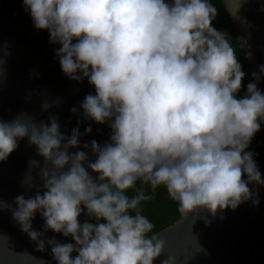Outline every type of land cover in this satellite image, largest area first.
Returning <instances> with one entry per match:
<instances>
[{"label":"water","instance_id":"95a60500","mask_svg":"<svg viewBox=\"0 0 264 264\" xmlns=\"http://www.w3.org/2000/svg\"><path fill=\"white\" fill-rule=\"evenodd\" d=\"M222 2L251 66L260 140L132 264H264V0ZM70 14L64 0H0V264H128L91 252L115 97Z\"/></svg>","mask_w":264,"mask_h":264},{"label":"trees","instance_id":"16d2710c","mask_svg":"<svg viewBox=\"0 0 264 264\" xmlns=\"http://www.w3.org/2000/svg\"><path fill=\"white\" fill-rule=\"evenodd\" d=\"M71 23L99 60L115 97V127L96 187L91 252L128 264L162 230L175 224L201 193L216 186L225 166L261 137L262 117L251 66L222 0H142L145 23L172 30L201 51L185 60L191 74L172 97L171 114L188 142L199 137L212 170L204 178L183 165L153 113L156 97L172 86L176 69L151 65L168 44L147 32L134 50L138 9H108L112 0H64ZM167 13L168 16L164 14ZM153 165V171L144 177Z\"/></svg>","mask_w":264,"mask_h":264},{"label":"rangeland","instance_id":"374dc122","mask_svg":"<svg viewBox=\"0 0 264 264\" xmlns=\"http://www.w3.org/2000/svg\"><path fill=\"white\" fill-rule=\"evenodd\" d=\"M124 5H133L138 9V18L132 26L135 37L134 50L138 48L141 37L147 32L158 34L168 44V53L149 63L151 65H171L177 72L172 86L156 97L158 108L153 113V119L157 122L160 131L178 149L181 163L197 169L200 178H204L211 172L212 166L203 148V142L199 137H196L192 142H188L183 127L174 124L171 120V114L179 110L181 103H183V101L177 102L172 97L175 89L186 88L191 82V74L185 68V60L194 54H199L201 47L195 40H192L188 45L182 43L181 37L170 29L152 28L147 25L142 0H112L107 8L114 9ZM164 15L168 16L167 13Z\"/></svg>","mask_w":264,"mask_h":264}]
</instances>
